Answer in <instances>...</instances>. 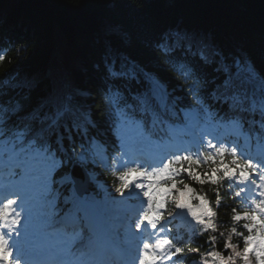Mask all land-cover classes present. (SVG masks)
<instances>
[{
    "label": "snow or ice",
    "instance_id": "snow-or-ice-1",
    "mask_svg": "<svg viewBox=\"0 0 264 264\" xmlns=\"http://www.w3.org/2000/svg\"><path fill=\"white\" fill-rule=\"evenodd\" d=\"M107 6L129 7L116 3ZM261 7L264 9V0ZM229 24L237 32H244L247 28V21L243 18ZM143 26L147 30L150 23L145 21ZM126 37L127 33H119L116 38L123 40ZM260 40L261 55H264V11L260 17ZM141 54L145 60L162 67L181 87L187 85V94L197 105V120L229 127L238 133L243 126L244 114L264 119V70L257 71L255 65H250L244 57L229 60L209 40L207 33L185 30L159 32L148 41ZM210 70L216 74L211 80L208 75ZM84 72L89 79L98 80L99 87L85 88L72 83L66 70L57 68L50 77L19 81L6 89L0 88V146L15 161L9 166L6 177L8 184L12 185L10 198L0 206V229L7 230H0V264H35L29 256L36 255L38 249L27 233L20 232L24 219H35L40 227L50 230L46 234L57 237L56 243L63 246L66 256L75 255L74 249L79 251L76 264H97L91 258L85 260L83 257L93 256L103 245L105 225L111 217L115 198L109 195L106 201L100 202L95 197L84 196L94 183L89 169L103 166L109 158L107 145L92 133L95 121L89 116L90 97L95 96L103 108V97L108 96V105L115 117L112 130L121 138L116 143V150L121 152L124 151L121 143L143 151L146 142L153 140L151 128L162 122L163 113L173 112L165 77L159 71L148 68L136 56L117 52L111 40L93 70L88 72L84 69ZM124 84H137L141 88L131 105L120 96L123 91L121 85ZM221 109L225 110L223 114ZM147 118H151V124L146 126ZM198 144L204 147L203 137ZM207 148L214 149L215 156L198 150L177 149L169 153L162 167H154L151 172L129 167L120 174L121 183L115 188V193L123 197L133 176L137 180L145 178L153 181L135 183L136 189L144 190L148 206L147 211L133 221L136 232L142 231V226L157 228L164 219L161 210L165 207V199L173 190L178 193L176 209H187L197 224L214 230L212 217L217 213L209 206V201L204 196H193V189L176 177L183 172L201 185L205 182L217 185L220 181L235 179L241 186L235 193L237 197L249 185L254 186L259 191L256 192L258 199H251L252 207L243 213L232 209V221H246L243 224L246 235L232 229L242 237V250L225 241L224 247L231 249L232 255L225 257L218 252H209L208 255L219 264H236V258L243 264H253L252 257L254 264H264V160L238 156L239 150L233 147L230 164L223 159L217 162L216 157L223 158L225 155L223 144L208 142ZM182 151L185 154H180ZM200 156L212 164L210 170L202 175L195 170ZM69 166L78 169L79 176L70 174ZM21 174L36 181L34 198L39 202L38 214H34L31 208L15 207L22 193L16 189L14 180ZM257 176L260 183H257ZM77 181L85 185L83 191L78 188L61 208V193L57 186H70ZM193 198L199 200V208L195 210L190 203ZM205 217L208 219L205 220ZM66 227H75L76 231L63 239ZM215 239L212 236L208 242ZM199 250L198 247L188 249L193 253ZM183 251L182 247L165 239L154 246L144 243L136 259L138 264H159L166 257L175 264L173 258Z\"/></svg>",
    "mask_w": 264,
    "mask_h": 264
},
{
    "label": "trees",
    "instance_id": "trees-1",
    "mask_svg": "<svg viewBox=\"0 0 264 264\" xmlns=\"http://www.w3.org/2000/svg\"><path fill=\"white\" fill-rule=\"evenodd\" d=\"M112 3L127 4L129 7L107 6ZM241 4L244 6H237ZM261 4L262 0H0V88L6 89L19 81L50 77L57 68L65 69L72 83L85 88H97L99 81L89 79L84 69L88 72L93 70L111 40L117 52L136 56L148 68L159 71L167 80L171 95L183 105L190 100L186 85L181 87L162 67L145 60L141 50L159 32L185 30L207 33L209 40L229 60L244 57L250 65H255L257 71H262L264 55H261L260 17L264 9ZM238 18L247 21L244 32H237L230 27L229 22ZM145 21L150 23L147 30L143 26ZM119 33H127L126 39L116 38ZM208 75L211 80L216 74L210 70ZM124 85L130 91L122 88ZM124 85H121L124 95L133 101L141 88L137 84ZM89 102V116L95 121L92 133L111 146L112 127L104 97L103 108L95 96L90 97ZM208 103L212 101L208 100ZM224 111L221 109L222 114ZM242 122L264 138L262 118L244 114ZM223 160L230 164L229 158ZM211 167L210 163L198 164L195 170L202 175ZM93 172L96 178L115 187L116 182L106 172L100 169ZM179 180L188 184L194 193L204 196L217 213L212 217L215 225L212 231L195 228L187 235V230L183 229L184 251L178 258L179 264H210L209 252L230 256L232 250L224 247L225 241H230L237 246V250H242V237L232 229L243 233L242 224L245 221L234 222L231 219L233 208L243 212L232 194H229L228 180L220 181L217 185L210 182L201 185L183 172ZM177 195L173 190L165 216V220L171 219L172 235L176 234L171 213ZM212 236L216 239L209 243ZM193 247H198L199 252L188 251ZM252 259L254 264V257ZM236 264H243V261L236 258Z\"/></svg>",
    "mask_w": 264,
    "mask_h": 264
},
{
    "label": "rangeland",
    "instance_id": "rangeland-1",
    "mask_svg": "<svg viewBox=\"0 0 264 264\" xmlns=\"http://www.w3.org/2000/svg\"><path fill=\"white\" fill-rule=\"evenodd\" d=\"M190 203H191V205H192L193 209L195 210V209H196V207H194V203H192V202H191V199H190ZM183 216H184V215H183ZM180 219H183V217L181 216V217H180ZM181 224H182V225H184V226H187V224H186V222H185V221H184V222H182Z\"/></svg>",
    "mask_w": 264,
    "mask_h": 264
}]
</instances>
